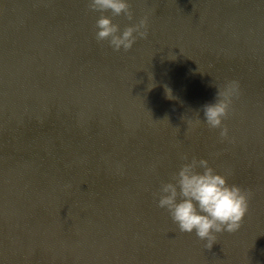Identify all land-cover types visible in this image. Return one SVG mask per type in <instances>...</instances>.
I'll return each instance as SVG.
<instances>
[{"label": "water", "instance_id": "water-1", "mask_svg": "<svg viewBox=\"0 0 264 264\" xmlns=\"http://www.w3.org/2000/svg\"><path fill=\"white\" fill-rule=\"evenodd\" d=\"M128 2L148 35L114 52L87 0H0V264H264V0ZM183 154L250 193L211 249L153 197Z\"/></svg>", "mask_w": 264, "mask_h": 264}, {"label": "clouds", "instance_id": "clouds-1", "mask_svg": "<svg viewBox=\"0 0 264 264\" xmlns=\"http://www.w3.org/2000/svg\"><path fill=\"white\" fill-rule=\"evenodd\" d=\"M88 11L99 13L95 23V39L107 42L114 51L127 52L138 39H146L147 17L121 29L115 17L124 16L134 20L128 0H87ZM110 13V15L106 14ZM152 79V77H151ZM216 88L215 102L203 106V123L210 129H218L222 140L228 138L229 129L224 123L241 94L240 84L229 80ZM155 87L152 83L149 89ZM167 97L174 99L171 90L165 88ZM201 119H198V123ZM184 161L167 182H161L153 193L157 206L164 209L181 233L192 234L211 249L217 234L234 233L242 225L248 212L250 193L236 184H229L227 177L218 173L203 158L181 155Z\"/></svg>", "mask_w": 264, "mask_h": 264}]
</instances>
